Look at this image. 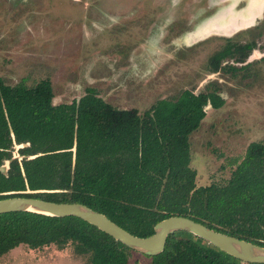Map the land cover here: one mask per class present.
I'll return each mask as SVG.
<instances>
[{"label":"trees","instance_id":"obj_1","mask_svg":"<svg viewBox=\"0 0 264 264\" xmlns=\"http://www.w3.org/2000/svg\"><path fill=\"white\" fill-rule=\"evenodd\" d=\"M228 42L212 57L214 71L236 54L245 61L255 48L253 43ZM71 104L43 121L29 105H14L0 96V167L12 158L15 143L30 144L19 150L22 156L42 154L12 161L8 175L0 171V199L81 203L139 237L153 235L164 219L182 216L264 246V141L248 146L224 183L198 187L191 166L190 135L206 118L207 106L220 109L225 104L216 88L184 90L143 113L112 105L94 88ZM11 192L15 194L4 195ZM69 244L87 256V264H130L138 253L77 217L0 215V257L21 245L37 250ZM141 255L150 264H263L243 262L188 232L170 235L159 255Z\"/></svg>","mask_w":264,"mask_h":264},{"label":"rangeland","instance_id":"obj_2","mask_svg":"<svg viewBox=\"0 0 264 264\" xmlns=\"http://www.w3.org/2000/svg\"><path fill=\"white\" fill-rule=\"evenodd\" d=\"M249 3L0 0V96L29 105L33 115L49 121L56 108L71 107L87 88L140 113L184 90L216 88L225 104L206 107V118L190 135L191 166L198 187L224 183L248 146L264 141V16L230 32L217 30L212 20L218 15V24L225 25L233 16L239 26ZM205 26L208 31L198 35ZM228 39L255 48L245 61L236 54L214 71L212 57ZM0 264H87V256L75 253L72 244L37 250L21 245L1 256ZM130 264L150 259L134 253Z\"/></svg>","mask_w":264,"mask_h":264},{"label":"water","instance_id":"obj_3","mask_svg":"<svg viewBox=\"0 0 264 264\" xmlns=\"http://www.w3.org/2000/svg\"><path fill=\"white\" fill-rule=\"evenodd\" d=\"M29 145V143L20 145L15 143L12 158L5 161L4 165L0 167V171L8 175L12 161L16 159L19 161L32 160L42 155H20L19 150ZM73 152L76 153V146H74ZM45 192L53 191L28 190L25 193ZM13 194L15 193H4V195ZM11 212H31L53 217H77L97 227L128 248L147 256H156L163 253L170 235L177 232H188L243 262L264 264V246L218 232L187 217L173 216L164 219L156 224L153 235L139 237L117 225L105 214L81 203H58L31 197L0 199V215Z\"/></svg>","mask_w":264,"mask_h":264},{"label":"crops","instance_id":"obj_4","mask_svg":"<svg viewBox=\"0 0 264 264\" xmlns=\"http://www.w3.org/2000/svg\"><path fill=\"white\" fill-rule=\"evenodd\" d=\"M260 3H262V4H260ZM263 4H264V0H250L249 6H248L249 7V10L246 11L247 12V16L246 17L243 16V15H240L239 16V18L241 19L239 21V26L237 25V18H235L233 16L232 17L229 16L230 17L229 23H226L225 25L218 24V22L220 21V19H218V17H219L218 15L214 16V18L217 19V21L216 20H212V21H214V23L217 22L215 24V26H216V29L219 30V31H226V30H228V32H229V31L236 30L238 28H243V27L246 26V24L253 23L254 22V19H257L259 16H261V13H262V10H263ZM251 8H252V11L253 12L255 11L256 14H254V13L251 14V15L249 14ZM230 13H233L234 14V10L228 9V13L227 14H230ZM252 15H255V16H254V19L250 22ZM206 28H207V30H206ZM203 29H204L205 33L208 31V27L207 26H205ZM202 32H203V30H202ZM203 35L204 34H202L201 36H203Z\"/></svg>","mask_w":264,"mask_h":264},{"label":"flooded vegetation","instance_id":"obj_5","mask_svg":"<svg viewBox=\"0 0 264 264\" xmlns=\"http://www.w3.org/2000/svg\"><path fill=\"white\" fill-rule=\"evenodd\" d=\"M226 1H227V0H226ZM260 4H262V3H260ZM253 9H254V8H253ZM254 10H255V9H254ZM183 11H184V10H183ZM183 11H182V12H183ZM207 13H209V11H206V14H207ZM253 13L256 14L255 11L253 12V11H252V8H251L249 14L251 15V14H253ZM254 16H255V15H252L250 22L254 19ZM263 16H264V6H263V10H262L261 16H259L258 18H262V19H263ZM258 18H257V19H258ZM251 26H252V25H251ZM206 30H207V28H206ZM229 32H230V31H229ZM204 33H205V31H204V29H203V32L200 31L198 35L201 36V35L204 34ZM207 107H208V106H207ZM210 107H211V106H210Z\"/></svg>","mask_w":264,"mask_h":264}]
</instances>
